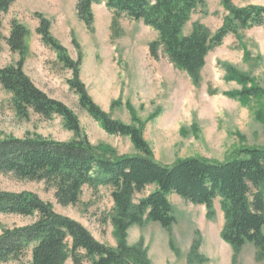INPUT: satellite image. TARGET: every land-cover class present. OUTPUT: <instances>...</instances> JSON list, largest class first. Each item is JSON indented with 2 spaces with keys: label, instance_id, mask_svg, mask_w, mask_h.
Masks as SVG:
<instances>
[{
  "label": "rangeland",
  "instance_id": "obj_1",
  "mask_svg": "<svg viewBox=\"0 0 264 264\" xmlns=\"http://www.w3.org/2000/svg\"><path fill=\"white\" fill-rule=\"evenodd\" d=\"M75 4L76 0H16L7 13L0 14V68L13 66L19 59L5 42L15 20L28 31L24 73L49 97L73 111L79 122V139H86L97 152L112 157L137 154L128 137L108 135L79 106L78 96L67 84L72 72L36 34V14L49 22L50 34L66 49L69 58L80 60L79 79L91 100L112 120L141 125L155 162L171 165L191 157L224 162L241 148L264 147V120H259L264 119V94L240 102L230 94L242 86L226 80L230 68L248 77L247 87L252 84L264 91V25L244 30L238 36H226L222 45L206 56L200 81L194 85L161 49L157 59L150 56L149 45L157 40L151 28L124 17L112 25L113 14L101 3L92 7L93 24L88 29L78 20ZM230 4L236 8L264 6V0H230ZM227 14L221 0H205L182 34L188 35L193 23L213 34ZM8 137H41L60 142L77 138L64 128L59 117L45 120L30 113L27 119L19 118L11 95L0 87V139ZM0 191L33 193L51 204L56 213L80 223L97 241L113 248L117 244L110 222L113 202L107 187H84L78 202L65 207L57 204L53 188L44 182L21 180L12 174H0ZM150 191L152 187L136 199ZM168 200L175 217L169 231L154 223L134 225L127 231V244L142 242L151 264H188L195 244L197 254L205 260L203 264H264V256L259 259V250L253 245L247 244L234 253L221 240L224 221L217 200L211 219L206 217L204 206H194L176 195H170ZM31 221L0 215V234ZM29 259L27 251L20 261L2 264H25ZM65 264L72 262L67 260ZM82 264L91 263L84 259Z\"/></svg>",
  "mask_w": 264,
  "mask_h": 264
},
{
  "label": "trees",
  "instance_id": "obj_2",
  "mask_svg": "<svg viewBox=\"0 0 264 264\" xmlns=\"http://www.w3.org/2000/svg\"><path fill=\"white\" fill-rule=\"evenodd\" d=\"M15 1L0 0V14L7 13ZM221 1L228 14L213 34L199 23L192 24L188 35L182 34L193 13L204 7L205 0H76L75 12L88 29L93 24L92 7L101 3L113 14L112 25L120 17L141 22L157 33V40L149 45L150 56L157 59L161 49L169 62L197 85L206 56L221 46L226 36H238L244 30L264 25V6L236 8L230 0ZM35 16L39 20L36 34L41 42L72 72L67 84L78 96L79 106L108 135L128 137L137 154L112 157L97 152L86 139L78 138L80 127L73 111L49 97L24 73L28 31L13 20L5 42L19 59L13 66L0 68V87L11 95L19 118L27 119L30 113L45 120L59 117L64 128L77 138L69 142L41 137L0 139V174L44 182L53 188L57 204L63 207L75 205L84 187L109 188L113 202L110 222L117 244L113 248L97 241L84 226L56 213L51 204L33 193L0 191V215L32 219L28 225L1 232L0 264L20 261L27 251L30 259L25 264H65L67 260L82 264L84 259L91 264H151L142 242L127 244V231L144 223H154L169 231L175 224L170 195L194 206H204L208 219L214 216L213 204L217 200L224 221L221 240L234 253L251 244L259 250L258 258H263L264 147L241 148L224 162L198 157L171 165L155 162L141 125L112 120L91 100L79 79L80 60H71L66 49L50 34L49 22L40 14ZM226 80L242 86L240 91L230 94L240 102L263 97V89L252 84L247 87L248 77L233 69L227 70ZM149 187L152 191L136 199ZM197 250L195 244L188 255V264L204 263Z\"/></svg>",
  "mask_w": 264,
  "mask_h": 264
},
{
  "label": "crops",
  "instance_id": "obj_3",
  "mask_svg": "<svg viewBox=\"0 0 264 264\" xmlns=\"http://www.w3.org/2000/svg\"><path fill=\"white\" fill-rule=\"evenodd\" d=\"M32 81V80H31Z\"/></svg>",
  "mask_w": 264,
  "mask_h": 264
}]
</instances>
